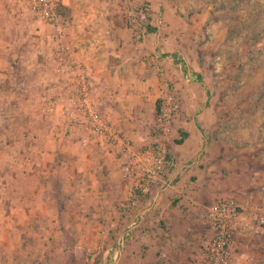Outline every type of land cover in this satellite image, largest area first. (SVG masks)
Returning a JSON list of instances; mask_svg holds the SVG:
<instances>
[{"label":"crops","instance_id":"obj_1","mask_svg":"<svg viewBox=\"0 0 264 264\" xmlns=\"http://www.w3.org/2000/svg\"><path fill=\"white\" fill-rule=\"evenodd\" d=\"M15 1L0 0V94L19 100L17 105L8 101L11 112L0 117V122L10 124V136H4L9 142L0 145V209L6 210V205L12 209L6 210L8 225L0 226V236H7V250L17 251L24 261L33 257L37 264L42 252L49 253L45 264L73 262L87 246L101 243L100 230L106 225L109 239L101 245L105 255L100 264H107L109 256L111 264H193L202 242L215 231L210 207L223 195L210 167L199 160L205 140L199 119L207 102L200 73L190 71L177 49L161 48L165 41L157 16L156 33H148V50L159 62L160 75L168 77L182 97L173 135L166 139L180 162L150 195L131 197L120 161L107 145L83 142L85 133L61 114L67 104L60 105L54 115L45 112L49 95L57 90L51 77L57 75L47 67L46 75L38 72L32 62L24 66L23 61L32 60L33 49L25 34L38 22L29 15L21 17ZM148 6L150 29L154 18ZM120 16L118 25L109 22L104 31L82 38L77 55L89 69L91 91L102 114L123 136L144 143L155 137L161 84L146 52L135 44L123 8ZM47 76V87L41 89ZM9 81L11 88L2 87ZM179 129L186 135H180L179 143L171 141ZM119 201L134 204L123 210L122 217ZM241 237L240 231V245ZM246 257L242 252L237 264Z\"/></svg>","mask_w":264,"mask_h":264},{"label":"rangeland","instance_id":"obj_2","mask_svg":"<svg viewBox=\"0 0 264 264\" xmlns=\"http://www.w3.org/2000/svg\"><path fill=\"white\" fill-rule=\"evenodd\" d=\"M131 1L136 5H151L154 23L150 29L147 28V36L144 38L137 36L142 31L130 28L122 0H68L61 11V16L69 27L76 53L79 51L81 39L88 33L104 31L109 22L118 25L122 19L120 16L122 8L124 9L128 28L133 31L135 37V44L138 49L146 52V59L150 62L151 68L158 72L161 84L154 126L155 137L138 144L161 143L169 153L172 151L175 154L176 158L173 157V153H171L173 156L170 155L178 167L179 155L168 147L166 139L173 135V122L181 111L182 97L169 78L160 75L159 62L154 60L148 50V33H156L158 16L157 21L160 22V32L163 35L160 39L165 41L161 48L169 45V51L173 49L180 51L189 62L190 71L199 72L201 81L207 88V102L201 110L202 116L199 119L205 135L200 163L211 168L209 170L214 174L218 187L220 190L223 189L221 199L233 198L246 209L245 219L238 231V235L241 231V239L244 241L241 245L238 243L232 264H237V258L242 252L247 256V260L242 264H264V225L258 226L260 217L264 219V0H156L155 3L151 0ZM89 22H92L93 26L81 27L83 23L87 25ZM36 25L25 34L33 49L30 54L32 60H25L23 64L28 67L32 62L38 67V72L45 73L46 67L54 70V64L47 56L49 30L43 23L38 22ZM77 57L85 64L84 59L79 55ZM54 77L51 79L57 81L59 78L65 81V78ZM49 78L47 76L41 82V89L47 87ZM2 87L11 88L12 82H4ZM59 96L69 109L66 101L67 92H59ZM170 96L173 97L171 100L175 102L177 99L180 104L173 113L168 130L165 131L160 127L159 116L167 111ZM0 98L2 105L0 117H6L11 112L7 104L11 101L17 105L19 100L16 97L8 99L1 94ZM47 107L45 103L43 108ZM12 108L13 112L17 110L15 105ZM45 112L49 115L58 113L47 110ZM9 127L10 124L0 122V145L6 146L9 142V138H4L5 134L10 136ZM180 135L183 137L186 135L183 129L176 131L171 141L181 142ZM170 171L166 173L167 177L172 175ZM208 176L211 177L209 174ZM124 178L129 184L128 191L131 197L133 195L140 198L152 193L137 194L134 184L125 175ZM128 201L132 202L129 199ZM8 206H5L6 210L12 211ZM133 207L134 204L119 201L118 214L122 217L123 210L128 211ZM6 210L0 209V226H7L9 223L6 217L10 212L7 213ZM1 216L6 220H1ZM18 216L21 217L19 214ZM16 224L21 226V218ZM103 227L98 241L101 243L87 246L78 260L70 262L65 259L62 264H100L105 255L101 245L109 239L105 234L107 226ZM119 231H122V228ZM6 238L7 236L4 239L0 236V264H13L14 261L15 264H37L33 257L24 261L17 251L7 250ZM40 255L42 257L38 264L49 262V253L42 252ZM110 258L109 256L107 264L112 263Z\"/></svg>","mask_w":264,"mask_h":264},{"label":"built area","instance_id":"obj_3","mask_svg":"<svg viewBox=\"0 0 264 264\" xmlns=\"http://www.w3.org/2000/svg\"><path fill=\"white\" fill-rule=\"evenodd\" d=\"M21 17L27 15L43 23L50 30L47 56L53 62L59 78L54 83L57 89L46 108L58 112L63 102L59 92H67L69 109L63 115L85 133L83 142L97 141L110 148L111 153L121 162L125 177L134 184L136 193L150 194L162 178L175 166V159L161 143L139 145L125 137L114 122L99 110L89 83L88 67L77 57L70 30L61 16V8L66 0H16ZM127 13V22L134 31H142L138 38L147 36L149 6L136 5L131 0H122ZM67 80V81H66ZM169 97L167 111L159 116L160 127L167 131L173 113L179 108V101ZM245 207L233 198H224L210 207V218L214 233L206 238L196 254L193 264H232L238 245V231L245 219ZM245 213V214H244ZM256 218H258L256 216ZM258 226L264 225L260 217Z\"/></svg>","mask_w":264,"mask_h":264},{"label":"trees","instance_id":"obj_4","mask_svg":"<svg viewBox=\"0 0 264 264\" xmlns=\"http://www.w3.org/2000/svg\"><path fill=\"white\" fill-rule=\"evenodd\" d=\"M63 7L61 8V11H62Z\"/></svg>","mask_w":264,"mask_h":264}]
</instances>
